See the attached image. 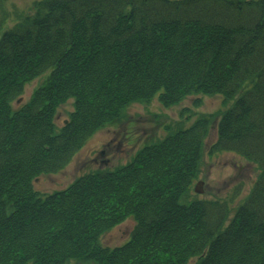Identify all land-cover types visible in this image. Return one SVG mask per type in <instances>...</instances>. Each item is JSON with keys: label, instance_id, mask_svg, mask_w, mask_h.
<instances>
[{"label": "trees", "instance_id": "obj_1", "mask_svg": "<svg viewBox=\"0 0 264 264\" xmlns=\"http://www.w3.org/2000/svg\"><path fill=\"white\" fill-rule=\"evenodd\" d=\"M15 19L0 23V264H264V0H37ZM194 96L233 102L209 154L259 170L232 218L227 201L186 199L213 115L113 172L33 189L130 104ZM129 218L130 239L103 247Z\"/></svg>", "mask_w": 264, "mask_h": 264}, {"label": "rangeland", "instance_id": "obj_2", "mask_svg": "<svg viewBox=\"0 0 264 264\" xmlns=\"http://www.w3.org/2000/svg\"><path fill=\"white\" fill-rule=\"evenodd\" d=\"M35 1L37 0H0L2 31L14 24L18 14H28ZM41 81L40 78L27 85L19 103L15 102L13 106L19 107L27 101ZM232 103L224 102L220 96H194L171 108L162 107L157 98L146 103L134 102L123 110L118 121L96 131L61 171L40 176L33 181V189L42 194H51L66 189L88 173L113 172L130 163L144 146L155 144L178 129L189 127L202 116L213 115L214 118H210V131L204 140L199 172L186 199L227 201L232 218L259 176L256 165L234 153L209 154L210 146L216 138L214 123L219 114L228 110ZM72 111V100L59 106L54 120L56 132L63 126V122H67ZM198 182H202L203 192L196 195L193 189ZM134 224L132 218L125 220L103 235L101 245L115 248L125 244L130 239ZM195 262L196 259H192L189 264Z\"/></svg>", "mask_w": 264, "mask_h": 264}, {"label": "water", "instance_id": "obj_3", "mask_svg": "<svg viewBox=\"0 0 264 264\" xmlns=\"http://www.w3.org/2000/svg\"><path fill=\"white\" fill-rule=\"evenodd\" d=\"M202 182H198L197 184H196V186H195V188H194V192L196 193V194H202Z\"/></svg>", "mask_w": 264, "mask_h": 264}]
</instances>
